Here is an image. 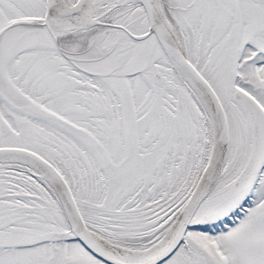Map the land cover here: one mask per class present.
<instances>
[{
    "label": "snow or ice",
    "instance_id": "1",
    "mask_svg": "<svg viewBox=\"0 0 264 264\" xmlns=\"http://www.w3.org/2000/svg\"><path fill=\"white\" fill-rule=\"evenodd\" d=\"M0 264H264V0H0Z\"/></svg>",
    "mask_w": 264,
    "mask_h": 264
}]
</instances>
